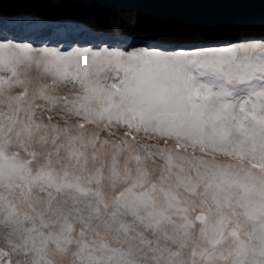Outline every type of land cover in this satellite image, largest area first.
<instances>
[{
    "label": "snow or ice",
    "instance_id": "obj_1",
    "mask_svg": "<svg viewBox=\"0 0 264 264\" xmlns=\"http://www.w3.org/2000/svg\"><path fill=\"white\" fill-rule=\"evenodd\" d=\"M0 264H264V42L0 43Z\"/></svg>",
    "mask_w": 264,
    "mask_h": 264
},
{
    "label": "water",
    "instance_id": "obj_2",
    "mask_svg": "<svg viewBox=\"0 0 264 264\" xmlns=\"http://www.w3.org/2000/svg\"><path fill=\"white\" fill-rule=\"evenodd\" d=\"M5 15L174 41L264 36V0H0V16Z\"/></svg>",
    "mask_w": 264,
    "mask_h": 264
},
{
    "label": "rangeland",
    "instance_id": "obj_3",
    "mask_svg": "<svg viewBox=\"0 0 264 264\" xmlns=\"http://www.w3.org/2000/svg\"><path fill=\"white\" fill-rule=\"evenodd\" d=\"M17 16L18 17L14 16V15H9L7 17L0 16V21H4V22L7 21L8 27L10 29H13V30L16 29L17 27H19L20 30H18V33H17L18 36H21V38L28 40V43L34 48H39V47L43 46V45H40V43H45L46 40L44 41V40H39V39L42 38L45 34L53 36L56 33H60V31L58 29L61 26L65 25V22H63V21H53V20H51V18H48V17L37 16V17L41 18V19H39V18L31 15V16H25L26 19L22 20L24 15H17ZM28 19L37 22L36 24L38 26L27 28V25H24L23 22H26ZM67 22H68V27H66L67 29L75 27L76 30L79 31L80 30L79 28L83 27L88 31L94 32V36H95L94 38H103L104 40L101 41L102 47L100 50L108 47V45H110V44L112 45V42H114V45H112L113 47L109 46V47H111L109 50H125V49L132 50L134 47H143V46L159 47L162 49H169V50L180 49V48L187 49V50H194L196 48L206 47V46H223V45L228 44V43L234 44V43H262V42H264V36H259V37H247V38L224 39V40H207L206 43L193 44V45L186 47V46H180L179 45V44H184V43H180V42H176V41L174 44H172V43L168 44L167 39H160V38H154V37H148V36H142V35H140L137 38V35H135V34H130V33L127 34L124 32H113V30H101L100 29L98 31H93L92 29H90L86 26H83L80 24L77 25L72 21H71L72 23H70L72 25L69 24L70 21H67ZM19 23H20V25H19ZM45 23H48V24H45ZM44 26H45V29H44ZM76 26H80V27H76ZM22 27H26V28L24 29ZM66 28H65V30H66ZM76 30H74V31H76ZM68 32H70V29ZM43 33H45V34H43ZM39 35H41V37H39ZM136 39H138V40H136ZM145 41H148V43H144ZM8 42L13 43L15 41L8 40V41L3 42V43H8ZM47 42L52 43V41H47ZM104 43H108L107 46H105ZM115 43H117V45ZM156 43L162 44L163 46H155ZM125 45H126V47H124ZM167 45L172 46V47H168ZM176 45H178V46H176ZM52 46H53V48L58 50V48H56V47H59L58 44H53ZM60 48H62V47H60ZM88 48H90V47H88ZM65 49L68 50L67 48H65ZM66 50H63V51H66ZM60 51H62V50H60ZM95 51H97V50H95Z\"/></svg>",
    "mask_w": 264,
    "mask_h": 264
},
{
    "label": "trees",
    "instance_id": "obj_4",
    "mask_svg": "<svg viewBox=\"0 0 264 264\" xmlns=\"http://www.w3.org/2000/svg\"><path fill=\"white\" fill-rule=\"evenodd\" d=\"M28 22H30L29 21V19L27 20ZM33 22V25H30L31 23H29V24H27V28H29V27H34V26H38L36 23L37 22H35V21H32ZM24 23V22H23ZM45 24H48V23H45ZM6 25V26H5ZM25 25V24H24ZM8 26V24H7V21H0V37H7L5 40L6 41H8V40H20V39H15L14 38V36H16V34L18 33V28L19 27H17L16 29H12V30H9V29H6V27ZM61 26V25H60ZM66 27H68V25H63V26H61L58 30L61 32V35H65L63 38H62V40H65V39H67V38H69V36H67L65 33H67L68 31H69V29H70V32H68V34H72V33H74L73 35H77V33H82L83 35H84V37H82V39L83 38H85V39H87V40H92L95 36H94V32H92V31H88V30H86L85 28H83V27H81V28H79L80 30L79 31H77L76 30V28L75 27H73V28H69V29H67ZM76 27H80V26H76ZM22 28H24V27H22ZM65 28H66V30H65ZM44 29H45V26H44ZM74 30H76V31H74ZM74 31V32H73ZM88 31V32H87ZM43 34H45V33H43ZM42 35V34H41ZM41 35H39V36H41ZM80 35V34H79ZM43 37H45V38H47L46 39V41L47 40H50V39H52V36H50V35H48V34H45ZM16 38H18V35L16 36ZM113 38V37H112ZM111 38V39H112ZM58 39V38H57ZM69 39H71V41H74V40H77V39H79V38H74V37H71V38H69ZM96 39V38H95ZM95 39H93V41L95 40ZM101 40H104L103 38H100ZM17 42H21V41H17ZM151 42V41H150ZM24 43V42H23ZM25 43H27V44H29L27 41L25 42ZM144 43H148V41H145ZM116 45H117V43H115ZM112 45H114V42H112ZM155 46H163L162 44H159V43H156L155 44ZM168 46V45H167ZM180 46H186V47H188V46H190V45H180ZM113 47V46H112ZM168 47H171V46H168ZM92 48V50H98L97 49V47H94V46H92L91 47ZM108 48V47H107ZM111 47H109V49H110Z\"/></svg>",
    "mask_w": 264,
    "mask_h": 264
},
{
    "label": "bare ground",
    "instance_id": "obj_5",
    "mask_svg": "<svg viewBox=\"0 0 264 264\" xmlns=\"http://www.w3.org/2000/svg\"><path fill=\"white\" fill-rule=\"evenodd\" d=\"M3 17H7V16L5 15V16H3ZM16 17H18V16H16ZM24 19H26L25 16H23V19H22V20H24ZM34 20H35V19H34ZM29 21H30V22H28V21L24 22V24L27 25V24L31 23V25H33L32 20L29 19ZM20 23H21V22H20ZM20 23H19V25H20ZM70 23H72V22H69V24H70ZM65 24L68 25V22H65ZM81 24H82V23H81ZM70 25H72V24H70ZM172 41H174V40H172ZM206 41H207V40H204V41H187V42H188L189 44H195V43H196V44H202V43H206ZM176 42H177V41H176Z\"/></svg>",
    "mask_w": 264,
    "mask_h": 264
}]
</instances>
